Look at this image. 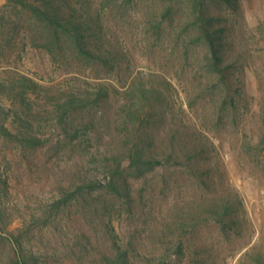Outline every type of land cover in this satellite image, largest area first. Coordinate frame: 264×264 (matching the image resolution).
Wrapping results in <instances>:
<instances>
[{"label": "rangeland", "instance_id": "obj_1", "mask_svg": "<svg viewBox=\"0 0 264 264\" xmlns=\"http://www.w3.org/2000/svg\"><path fill=\"white\" fill-rule=\"evenodd\" d=\"M90 1L100 11L111 41L123 51L120 67L81 58L73 47L49 49L37 31H27L17 44L8 41L7 28L0 34V74L23 71L47 90L33 95L28 116L45 145L25 149L0 137V264H13L16 248L34 255V264H109L94 255L108 250L102 229L109 217H95L75 201L59 207L55 203L79 175L100 173L106 148L121 149L129 142L133 124L121 109V96L138 106L148 107L154 100L151 95L144 104L139 93H126L133 80L163 90L164 117L150 118L145 125L159 132L165 143L171 142L177 127L188 125L186 132L198 131L216 144L201 160V166L212 167L199 173L204 179L173 165L159 167L144 185L146 216H130L124 210L123 218L117 217L122 241L135 234L133 263L142 264V256L159 255L172 243L174 235L167 236L171 231L163 221L175 228L178 218L200 212L204 216L211 199L228 197L239 223L224 228L209 217L190 226L192 245L173 264H258L256 257L264 256V0H240L235 14L227 4L213 7L228 26L226 62L233 64L228 74L240 87L234 93L242 97L239 107L224 110L219 89L210 81L205 44L195 41L196 29L187 25L189 0ZM5 2L0 0V7ZM170 4V14L164 15ZM102 85L110 89L107 102L92 103L81 113L84 123L94 120L99 126L83 144L71 141L55 98L70 90H88L95 100ZM12 116L6 122L20 128L22 121L12 124ZM100 117L112 126L110 139ZM148 216L152 223L146 225ZM82 243L94 252L83 250Z\"/></svg>", "mask_w": 264, "mask_h": 264}, {"label": "trees", "instance_id": "obj_2", "mask_svg": "<svg viewBox=\"0 0 264 264\" xmlns=\"http://www.w3.org/2000/svg\"><path fill=\"white\" fill-rule=\"evenodd\" d=\"M5 1V4L0 7V34L5 33L4 30L7 28L10 43L17 44L18 39L27 35V31L33 30L43 35L45 40L43 45L49 49L73 47L81 58L99 61L111 69L123 64L122 49L111 41L110 34L102 22L100 11L90 0ZM189 1L192 14L187 25L196 29L195 41L205 44V60L210 71V81L213 82V88L219 89L221 108L224 110L227 106L232 109L239 107L242 97L239 93L240 98H238V94L234 91L240 90V87L228 74V69L233 64L226 62V48L231 45L227 34L228 26L223 22L222 12L213 7H222V4H227L235 14L239 10L240 0ZM172 8L173 4H170L164 15L170 14ZM163 17L165 16L159 18L158 27L163 23ZM11 72L8 75L0 74V115L5 114V118L0 120V137L15 140L25 149L39 148L47 141L41 137L28 116L33 111V106H30L33 95L41 96V93L47 90L40 82L23 71H15V74ZM128 92L139 93L144 104L151 95L154 97L152 104L149 103L150 106L147 107V105L138 106L131 98L121 96V109L130 118L127 122L132 121L133 124V128L128 132L129 142L121 149L120 147L114 150L106 148L105 158L101 160L103 168L100 169V173L79 175L68 188L63 189L62 195L55 203V206L59 207L75 201L82 206V209L93 211L95 217L101 218L103 215L109 217L105 229H102L108 247L104 255L94 252L87 244L80 245L85 251H93L95 260H101L102 257V260H106L109 264H134L137 253L132 254L131 250L137 249L135 234H132L127 242L123 239L126 242L124 243L120 239L117 217L123 218L124 210L130 216L135 214L146 216L144 204L148 189L144 185L148 182V176L159 167L168 168V165H173L183 172H189L204 179L199 173L203 170L211 172L212 167L201 166V160L207 150L216 146L213 141L205 140L197 134L198 131H193L194 134L186 132L185 129H189L188 125H184L183 128L177 127L171 136V142L165 143L161 137L159 138V132L145 125L146 122H151L150 118L164 117L160 107L164 101L161 98L163 90L156 86L146 87L133 80L126 89V93ZM109 93V87L102 85L95 94V100L92 99L94 92L88 90L79 92L70 90L67 95L62 93V96L55 98L58 101L57 105L61 107L60 110H63L61 117L65 116L66 119L64 123L66 137L82 144L91 139L90 133L95 131L99 124L94 120L84 123L81 113L92 103L105 104ZM11 116L14 120L12 124L22 121L20 128L9 126L6 121ZM100 118L105 121L103 127L107 130V137L110 139L112 126L106 117ZM97 149H101V146ZM94 161L88 160V162ZM201 181L207 183L206 180ZM135 182L140 185V188ZM233 208L234 203L231 198H213L205 208L204 216L200 212L199 215L192 213L189 219L180 217L175 222L177 224L175 228H171L168 223L164 225L163 221V226L171 231V235L167 234V236L174 235L177 239L174 241V238H171L172 243L163 246L159 255L142 256V264H173L174 260L183 257L192 245V239L187 235L190 226H197L201 221L213 217L224 228L232 227L239 223ZM148 221L152 223L149 216L144 224L147 225ZM16 249L13 264H34V255L28 254L25 250ZM256 260L258 264H264L263 255L259 254Z\"/></svg>", "mask_w": 264, "mask_h": 264}]
</instances>
